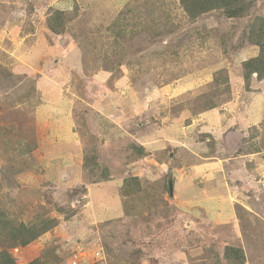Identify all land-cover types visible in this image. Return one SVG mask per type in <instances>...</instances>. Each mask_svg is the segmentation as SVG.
<instances>
[{
    "label": "rangeland",
    "instance_id": "374dc122",
    "mask_svg": "<svg viewBox=\"0 0 264 264\" xmlns=\"http://www.w3.org/2000/svg\"><path fill=\"white\" fill-rule=\"evenodd\" d=\"M249 1L193 20L179 0H0V209L58 220L18 264H234L227 247L264 264V80L242 70L264 0ZM51 97L67 102L48 117ZM130 176L142 191L124 197Z\"/></svg>",
    "mask_w": 264,
    "mask_h": 264
},
{
    "label": "trees",
    "instance_id": "16d2710c",
    "mask_svg": "<svg viewBox=\"0 0 264 264\" xmlns=\"http://www.w3.org/2000/svg\"><path fill=\"white\" fill-rule=\"evenodd\" d=\"M181 6L190 19H198L212 11H223L228 18L248 17L250 14L251 3L249 0H179ZM64 13L57 11L48 25L50 30L56 34L64 31L54 26L51 22L59 23L62 21ZM248 43L259 48L255 57H251L242 62L244 80L250 83L252 76L256 74L258 81L264 80V16L255 17L248 29ZM228 80V78H226ZM225 80V82H227ZM217 83V82H216ZM214 102H207L204 107L215 108ZM137 158L144 157L146 152L142 147L131 146ZM109 170L103 169L101 179L109 180ZM142 181L138 177H128L123 180L121 194L130 197L141 193ZM58 225L57 219H40L38 222L24 223L12 220L8 214L0 209V242L3 250L0 251V264H18L16 258L11 253L12 250L24 248L38 240L41 236L52 230ZM227 260L234 264H245V254L243 249L227 247L225 252ZM31 264H36L34 260Z\"/></svg>",
    "mask_w": 264,
    "mask_h": 264
},
{
    "label": "crops",
    "instance_id": "0c3cea01",
    "mask_svg": "<svg viewBox=\"0 0 264 264\" xmlns=\"http://www.w3.org/2000/svg\"><path fill=\"white\" fill-rule=\"evenodd\" d=\"M243 52H245V53H247V52H253V50H252V48L250 49H248V50H243ZM257 55V54H256ZM253 56V55H252ZM245 61V60H244ZM52 98V101L51 102H48L47 104H46V106H47V110H46V112H45V115H49V111H48V109H50V110H54L55 108H59L60 106H58V105H62L63 103H66L67 102V99H65V98H61L60 100L61 101H59V102H53L54 101V99H53V97H51ZM59 110L61 111H63V109L62 108H59ZM59 112V111H58ZM61 113V112H60ZM210 113H213V111L212 112H210ZM250 114H252V115H255V113H254V110H250ZM210 115V114H209ZM51 116V113H50V115L48 116V117H50ZM71 146L73 147V149H74V151L75 150H77L78 149V145H76V142L74 143V142H72L71 143ZM64 171L65 172H67L68 171V168L67 167H65L64 168Z\"/></svg>",
    "mask_w": 264,
    "mask_h": 264
},
{
    "label": "water",
    "instance_id": "95a60500",
    "mask_svg": "<svg viewBox=\"0 0 264 264\" xmlns=\"http://www.w3.org/2000/svg\"><path fill=\"white\" fill-rule=\"evenodd\" d=\"M169 190H170V194L172 196L173 195V182H170Z\"/></svg>",
    "mask_w": 264,
    "mask_h": 264
}]
</instances>
